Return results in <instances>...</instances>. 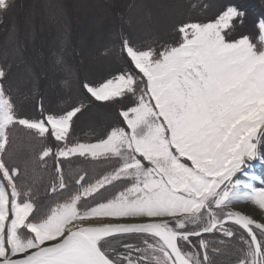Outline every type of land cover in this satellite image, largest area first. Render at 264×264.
Instances as JSON below:
<instances>
[{"label": "snow or ice", "instance_id": "snow-or-ice-1", "mask_svg": "<svg viewBox=\"0 0 264 264\" xmlns=\"http://www.w3.org/2000/svg\"><path fill=\"white\" fill-rule=\"evenodd\" d=\"M49 7L56 37L29 51L31 16L0 0V264H264V186L248 174L264 161V10L83 0L77 33ZM161 29L176 40L138 38ZM57 73L75 92L63 107L42 90ZM94 109L115 120L78 138Z\"/></svg>", "mask_w": 264, "mask_h": 264}, {"label": "rangeland", "instance_id": "rangeland-1", "mask_svg": "<svg viewBox=\"0 0 264 264\" xmlns=\"http://www.w3.org/2000/svg\"><path fill=\"white\" fill-rule=\"evenodd\" d=\"M81 2H83V0H19L18 4L20 5V8L18 10V16L24 17L26 15H30L32 18V26L28 31L26 45L29 51H32L34 46L51 44L56 37L58 18L55 14V10L51 9L49 5H64V14L68 23L77 31V33H79V26L83 25L86 19L85 12L82 9L75 7V5ZM114 2L126 4L132 2V0H114ZM184 2L192 5V7L188 9L189 15L193 17L201 15L200 4L204 2V0H184ZM249 2L256 5V10L258 12L264 10L260 6V0H249ZM10 23V21H7L2 27L6 28ZM3 34L4 36H0V50L3 49L5 44V29ZM171 34L172 32L170 29H161L160 31L151 32L141 31L138 33V36H141V38L145 40L149 38L155 40V38L161 39L162 36H165L164 38L168 39L167 36ZM77 39H79V36H77ZM59 77L62 78L60 81ZM65 79L68 78L57 73L56 78H54L50 83L46 82L45 85H47L46 87L54 90L56 89V86L57 88L61 87L58 89L59 91L55 90L56 95H59L61 91L60 89H62V91H68L67 85L64 82ZM102 115L104 117V113H102ZM255 162L256 161L251 162L252 167L248 170V174L249 178L255 182V186L261 187L264 186V178L263 176L255 174V171L259 168L263 161L257 160V166L253 164Z\"/></svg>", "mask_w": 264, "mask_h": 264}, {"label": "trees", "instance_id": "trees-1", "mask_svg": "<svg viewBox=\"0 0 264 264\" xmlns=\"http://www.w3.org/2000/svg\"><path fill=\"white\" fill-rule=\"evenodd\" d=\"M19 0H17V3ZM5 23L0 24V36H4V27ZM165 36H162V38H155V41H158L159 43H173L176 40L175 34L172 33L171 35H168L167 38H164ZM172 37V38H169ZM140 41L143 42H152V38L149 39H142L141 36H138ZM160 39V40H159ZM104 49H101V52H103ZM105 66L109 68H114L119 66V62L114 61L111 63L110 61L105 62ZM62 78L59 77V81ZM46 84V83H45ZM44 84L43 91H45L46 96L48 97L49 100H51L55 106L63 107L65 106L66 103H71L74 96L75 92L71 85H67L68 91H62L60 89V94L56 95L55 90L59 91L58 89L61 87L56 86V89H51L49 87H46L47 85ZM113 120H115V113H104V117L101 112H98L97 110H92L88 113H86L82 118L81 121L79 122V125L76 130V135L78 138L81 139H89V138H95V136L101 134V132L104 130L105 127H107L108 124L112 123ZM74 162L72 164H65V170L68 168H71L73 170L78 169L79 167H82L83 165L79 161H75V158H73ZM53 168V161H49L48 166H47V171H39L36 174V183L37 186L41 189V201L42 203L46 204L47 200L43 197V188L47 186L49 176L51 175V171ZM255 174L258 176H263L264 178V161L262 164L259 166V168L255 171ZM229 257L227 255H221L217 257V260L220 262V264H225V261H227Z\"/></svg>", "mask_w": 264, "mask_h": 264}, {"label": "water", "instance_id": "water-1", "mask_svg": "<svg viewBox=\"0 0 264 264\" xmlns=\"http://www.w3.org/2000/svg\"><path fill=\"white\" fill-rule=\"evenodd\" d=\"M253 164L257 166V161L255 163H253Z\"/></svg>", "mask_w": 264, "mask_h": 264}, {"label": "bare ground", "instance_id": "bare-ground-1", "mask_svg": "<svg viewBox=\"0 0 264 264\" xmlns=\"http://www.w3.org/2000/svg\"><path fill=\"white\" fill-rule=\"evenodd\" d=\"M111 63H113V60L112 61H110Z\"/></svg>", "mask_w": 264, "mask_h": 264}]
</instances>
